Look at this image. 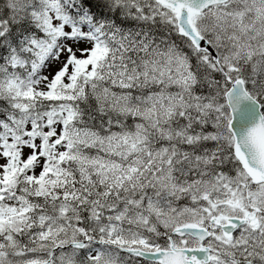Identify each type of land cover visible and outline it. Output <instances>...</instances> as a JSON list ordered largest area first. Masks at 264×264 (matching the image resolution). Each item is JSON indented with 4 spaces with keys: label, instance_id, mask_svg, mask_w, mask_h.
<instances>
[{
    "label": "snow or ice",
    "instance_id": "1",
    "mask_svg": "<svg viewBox=\"0 0 264 264\" xmlns=\"http://www.w3.org/2000/svg\"><path fill=\"white\" fill-rule=\"evenodd\" d=\"M0 264H264V0H0Z\"/></svg>",
    "mask_w": 264,
    "mask_h": 264
}]
</instances>
